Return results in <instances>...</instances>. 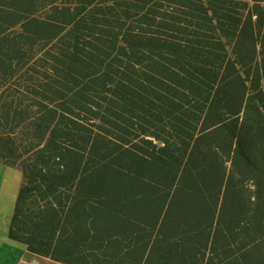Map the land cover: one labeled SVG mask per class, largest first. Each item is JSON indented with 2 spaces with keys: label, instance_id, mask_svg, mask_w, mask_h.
Returning <instances> with one entry per match:
<instances>
[{
  "label": "trees",
  "instance_id": "trees-1",
  "mask_svg": "<svg viewBox=\"0 0 264 264\" xmlns=\"http://www.w3.org/2000/svg\"><path fill=\"white\" fill-rule=\"evenodd\" d=\"M12 237L64 264H264V0H0Z\"/></svg>",
  "mask_w": 264,
  "mask_h": 264
},
{
  "label": "crops",
  "instance_id": "crops-1",
  "mask_svg": "<svg viewBox=\"0 0 264 264\" xmlns=\"http://www.w3.org/2000/svg\"><path fill=\"white\" fill-rule=\"evenodd\" d=\"M0 165L9 167L1 162ZM3 189L4 181L0 183V264H64L29 252L24 243L12 237L11 225L18 197L13 205L5 203Z\"/></svg>",
  "mask_w": 264,
  "mask_h": 264
},
{
  "label": "rangeland",
  "instance_id": "rangeland-1",
  "mask_svg": "<svg viewBox=\"0 0 264 264\" xmlns=\"http://www.w3.org/2000/svg\"><path fill=\"white\" fill-rule=\"evenodd\" d=\"M4 181L3 199L11 205L16 203L21 181L22 172L17 168L2 167L0 165V183Z\"/></svg>",
  "mask_w": 264,
  "mask_h": 264
}]
</instances>
